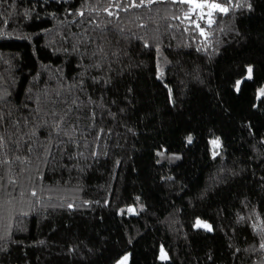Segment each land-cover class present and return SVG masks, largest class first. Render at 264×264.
<instances>
[{"label":"trees","instance_id":"16d2710c","mask_svg":"<svg viewBox=\"0 0 264 264\" xmlns=\"http://www.w3.org/2000/svg\"><path fill=\"white\" fill-rule=\"evenodd\" d=\"M213 2L0 0V264H264V0Z\"/></svg>","mask_w":264,"mask_h":264},{"label":"snow or ice","instance_id":"6c2138e0","mask_svg":"<svg viewBox=\"0 0 264 264\" xmlns=\"http://www.w3.org/2000/svg\"><path fill=\"white\" fill-rule=\"evenodd\" d=\"M153 2H154V0H147V3H153ZM179 2L182 3V4L191 5L192 6V9L191 10H195L197 8L203 9L205 6H207L210 9V11L208 12V16L209 17L212 16V11H220V12H225V13L228 11V8L221 6V4H218V3H215V2L208 4L207 3V0H205L204 3H199V2H197V0H179ZM142 4H145V0H140V4H134L133 6L139 7ZM109 15H111V13H109ZM185 19H189V16L187 14L185 16ZM200 19H203V16H201ZM191 23L195 24L196 28L200 29V34L202 36L205 35L204 29L201 28L200 25L198 23H196V21H191ZM208 23H209V25H211L212 20L209 19ZM247 73H248L247 79H251L252 78V68L251 67H248ZM240 84H241V81L240 80H237L236 81V89H237V91H239ZM261 97H264V88L259 89V91L257 93V99H260ZM191 139H192L191 136H189L188 137V142L189 143L191 142ZM210 143L213 145V147H219V141H218V139L217 140H213ZM216 154L217 153H215V152L213 153L214 156ZM33 195H35V193H33ZM128 211L129 212H134V209L129 208ZM196 226L197 227H204L207 230L211 231V226H209L207 224H202V222L199 219L196 221ZM261 247H264V244H262ZM160 252H161L160 259L161 260L167 259V255H166L163 247H161ZM127 260H128V257L125 256L119 262V264H125V262Z\"/></svg>","mask_w":264,"mask_h":264},{"label":"rangeland","instance_id":"374dc122","mask_svg":"<svg viewBox=\"0 0 264 264\" xmlns=\"http://www.w3.org/2000/svg\"><path fill=\"white\" fill-rule=\"evenodd\" d=\"M64 1H67V0H64ZM130 208L134 209V212H129V211L127 210V213H128V214H135V213H136L135 208H134V207H130ZM202 224H205V223L202 222ZM194 226L197 227V226H196V223H195ZM198 228H201V229H203V230L209 231V230H207V229L204 228V227H198ZM160 255H161V252H160ZM160 255H159V259H160ZM166 255H167V254H166ZM125 256H127V257H128V260H129V255L126 254V255L122 256L119 260H117L114 264H119V262H120V261L123 259V257H125ZM128 260L125 262V264H128ZM160 260H161V259H160ZM166 260H167V259H165V260H161V261H166Z\"/></svg>","mask_w":264,"mask_h":264}]
</instances>
